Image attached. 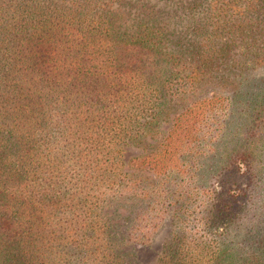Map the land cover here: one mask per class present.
<instances>
[{
  "label": "trees",
  "instance_id": "trees-1",
  "mask_svg": "<svg viewBox=\"0 0 264 264\" xmlns=\"http://www.w3.org/2000/svg\"><path fill=\"white\" fill-rule=\"evenodd\" d=\"M131 5L0 0V264H127L163 220L157 264H264V0Z\"/></svg>",
  "mask_w": 264,
  "mask_h": 264
},
{
  "label": "rangeland",
  "instance_id": "rangeland-1",
  "mask_svg": "<svg viewBox=\"0 0 264 264\" xmlns=\"http://www.w3.org/2000/svg\"><path fill=\"white\" fill-rule=\"evenodd\" d=\"M131 1V7H134L132 14L136 10L140 11V7L153 8L157 13L155 16L160 21H172L175 20L179 23L177 27L183 24V20L179 16L183 14L186 3L194 0H129ZM140 6V7H139ZM137 8V9H136ZM177 13V14H176ZM180 14V15H179ZM150 20L151 17H149ZM174 18V19H173ZM131 20V18H130ZM129 20V21H130ZM140 149L137 147H127L123 152V161L127 162L129 158L137 155ZM135 179L142 180L144 184L151 185L155 180L151 174L137 168L136 166L131 167L128 163L126 167ZM143 208L142 201L138 198L119 197L110 200L102 206L101 217L107 222L109 233L108 237L114 243L124 239L127 229L131 226L134 215L140 209ZM171 237L170 225L168 220H163L161 225L156 231L150 236V240L147 245H124L123 250L126 252L125 261L127 264H157L158 258L162 255L164 245L168 242Z\"/></svg>",
  "mask_w": 264,
  "mask_h": 264
}]
</instances>
